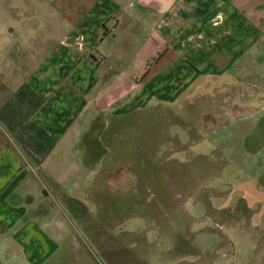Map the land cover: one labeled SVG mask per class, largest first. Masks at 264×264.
Masks as SVG:
<instances>
[{
	"label": "crops",
	"instance_id": "crops-1",
	"mask_svg": "<svg viewBox=\"0 0 264 264\" xmlns=\"http://www.w3.org/2000/svg\"><path fill=\"white\" fill-rule=\"evenodd\" d=\"M184 94L229 102L241 141L264 143V0H0V264H64L73 223L98 199L81 142ZM260 178L257 201L240 200L253 217Z\"/></svg>",
	"mask_w": 264,
	"mask_h": 264
},
{
	"label": "rangeland",
	"instance_id": "rangeland-1",
	"mask_svg": "<svg viewBox=\"0 0 264 264\" xmlns=\"http://www.w3.org/2000/svg\"><path fill=\"white\" fill-rule=\"evenodd\" d=\"M206 80L200 94L212 96L219 81ZM229 94L232 102L234 90ZM194 95L147 108L127 127L124 117L105 120L96 141L81 142L93 154L98 199L86 205L83 222L73 223L80 231L64 264H264V212L253 217L252 206L240 205L259 197L264 143L241 141L229 102ZM247 123L261 134L263 126ZM92 228L99 237L91 239Z\"/></svg>",
	"mask_w": 264,
	"mask_h": 264
}]
</instances>
